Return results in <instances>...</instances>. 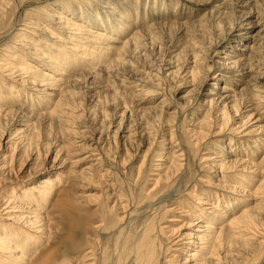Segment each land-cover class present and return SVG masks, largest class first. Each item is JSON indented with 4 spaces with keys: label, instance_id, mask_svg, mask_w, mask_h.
I'll list each match as a JSON object with an SVG mask.
<instances>
[{
    "label": "rangeland",
    "instance_id": "374dc122",
    "mask_svg": "<svg viewBox=\"0 0 264 264\" xmlns=\"http://www.w3.org/2000/svg\"><path fill=\"white\" fill-rule=\"evenodd\" d=\"M58 12L75 34L52 17ZM62 35L77 52L62 47L67 58L94 46L99 54L67 69L60 96L32 84L30 72L38 65V73L59 76L35 53L55 55ZM1 65V103L12 104L0 112V148L10 141L17 149L0 176L18 195L44 178L54 183L51 239L40 241L31 264H117L126 237L151 217L163 228L152 231L158 264H201L213 246L197 253L200 243L187 237L199 228L188 227L196 222L195 192L227 205L221 218H208L221 240L214 264H264V0H0ZM239 158L255 169H222ZM166 172L171 182L156 184ZM119 198L131 212L121 223ZM246 209L255 210L256 231L246 230ZM102 218L110 224L95 233ZM91 245L96 254L87 262Z\"/></svg>",
    "mask_w": 264,
    "mask_h": 264
},
{
    "label": "bare ground",
    "instance_id": "6f19581e",
    "mask_svg": "<svg viewBox=\"0 0 264 264\" xmlns=\"http://www.w3.org/2000/svg\"><path fill=\"white\" fill-rule=\"evenodd\" d=\"M58 14H59V17L57 14L53 15L52 17L57 16V18L60 20V24H63L61 26H63L65 29H68L69 31L72 30V28L70 29V26L67 25L68 22L65 20V16L61 15L62 14L61 12H58ZM120 17H121V19L125 18V16L123 14H120ZM97 19H98V16L96 15L95 20H97ZM64 21H66L67 23ZM105 23H106V21L104 20V22H102L101 24H105ZM120 23H121V21H118V24H120ZM59 29H61V28H59ZM49 32H50L49 35L54 36L53 34H51L52 33L51 30ZM70 34H75V30H72L71 32L68 33L69 36H70ZM101 36H97V37L95 36L96 37L95 39L99 40L100 38H103ZM59 39L61 41H63L64 44L60 43L58 45L59 46L58 51L55 55H48L47 56V52H45L44 50H41V51H38V53H35V55L37 54L36 56L38 58H40V60H41L40 62L45 61L44 63L47 64L46 66L48 67V65H49L51 67V70H57L59 76L53 77L48 72L47 73L44 72V73L40 74V73H38V71H40L39 70L40 68L37 65V66H33V67H35V70L30 72V78L33 79L31 82L32 84H34V85L35 84H38V85L41 84V86H44V87L51 86L52 88H55L56 90H58V92L60 91V93H61L60 96H62L63 95L62 92L64 89L62 87V85L67 80V79H64L63 76L66 75L67 69L70 70L78 62H80V60H83L84 58H86V54H92V53L98 51L97 50L98 48L96 49V47L94 46V48L92 47L93 48V50H92V48L90 47L91 53L88 52L89 50L83 49L79 58L78 57L77 58H74V57L69 58L70 56L67 58L66 53H68V52H67V50H63L62 47L67 48L70 51L73 50L74 48L72 47V45L67 46L65 44V43L70 44L69 38L67 39L65 36L62 35V36H60ZM85 45H87V44H84L83 47H85ZM26 46H28V49H29V44ZM35 47H32V48L34 49ZM34 52H37V51H34ZM74 52H76V49H74V51L72 53H74ZM98 54H99V52L96 55H98ZM92 57H93V55H92ZM21 58H22L21 64L25 65V67L27 66V68L29 69L30 68L29 63H28V65L25 64L27 62V60L23 57H21ZM64 58H66V59H64ZM72 60H74V61L72 62ZM90 63L92 64V62H90ZM90 63L87 65L89 66ZM3 67L4 66L1 65L0 69H2ZM73 69H75V67ZM11 70L12 69H8L9 72H11ZM18 70H24V69L21 67V69H18ZM77 70H78V68H77ZM2 71H3V69H2ZM11 74H13V73H11ZM28 81H29V79H28ZM21 82L26 84V80L24 78ZM0 85H3V84L0 83ZM2 88H4V87H2ZM42 90H44V92H45L47 89L43 88ZM24 92H25V90H24ZM45 95L46 96H50V95L52 96L53 94L46 92ZM0 98H1V96H0ZM29 98L32 99L33 97H29ZM33 100L34 99H32V101ZM1 101L2 100L0 99V112L1 113L9 112L10 109L5 108V107H6V105L12 104L11 99L8 98L3 103H1ZM29 112H30V110H29ZM262 141L264 142V138ZM9 144L10 145H8V142L5 144V148H6L5 152H3L2 149L0 148V154H1L0 159L2 158V161H0V172L2 169H4L5 166L8 167V166H10V164H12V158H13L14 154H16L15 152H16L17 147L15 146V144L12 146L10 141H9ZM263 146H264V144H263ZM245 161L246 160H244L243 158H239V160L235 161L234 163L232 162L231 164H229L228 162H225L224 165H222V169H224V167L226 169H231L233 167H237L236 165H238L240 162L242 163ZM241 163L239 164V166H243V165H241ZM1 164H3V165H1ZM253 166H254V163H253V161L250 160L249 162H247L246 165L243 166V169H244V171H245V169L247 171H250V170H252V168H254ZM238 168H240V167H238ZM244 171L242 170V172H244ZM253 172H248V174L249 173L251 174ZM247 178L250 179L249 182H253L255 177L253 175H248ZM166 181L171 182V175L169 174V172H166L165 176L163 178H161V180H158V182L156 184H158L160 182L165 183ZM244 183L247 185L249 184V183H247V181H244ZM12 185H13L12 182H10L9 180L3 179L2 176H0V193H4V195L0 194V219L5 217L9 221V223L4 224L5 229H2V230L0 229V264H31V262L33 263L35 258L38 255V250H39L38 244L40 243V241H43V239L50 241V239H51L52 228H51V223H49L46 220L47 215H48L46 210H47L48 200L51 199V195H52V189L51 188L53 187L54 183L51 180L46 181V178H44L43 182H41V184H39V185L38 184H29L28 187L18 188L19 189L18 192L20 193V195H18L17 193L14 192V190L16 189L15 188L16 186L15 185L12 186ZM232 188L234 189L235 187L233 186V187H231V189ZM194 189H195V187H194ZM245 190H246V188H244V187L242 189H239L240 192H245ZM5 194L7 196H5ZM209 196H211V195H209ZM191 197H192L191 199H193V198L195 199L194 202L199 203V205H196V209H195L196 211L197 210L199 211V214H197L196 211L193 214H191L190 218L196 222H194V224L193 223L189 224L188 227L198 226L199 228L196 229V231H197L196 235H193L190 232L187 234L188 235L187 237H188V239L196 238V241L191 242L192 246L196 245V242L200 243L198 246L199 250L197 251V253H199V251L206 250V249H204L205 245L209 244V246L211 245V248L213 246L212 250H208V254H207V252L206 253L204 252V254L203 253L200 254V256L203 257L202 259L200 258V260L204 264H209L212 262L214 264L215 263L214 248H216L217 246H220L221 240L217 236V231L215 229L216 227L213 224V222H215V220H212V219L210 220L208 218H213V217L221 218V216L224 215V210L226 209L225 207L227 205L224 208H219L221 205H216V203H214V202L210 203V200H207L205 198L200 197V194L198 192L192 193ZM152 198H153V196H152ZM156 198H157V195H156ZM217 202H219V200ZM124 203L125 202L124 201L122 202L121 198H119L116 202L117 208L118 207L122 208L123 209L122 212H123V214H125V215H122L121 217L118 218L120 223L122 220H124L126 213L129 212V209H128L129 206L127 205V203H125V204ZM139 203H141V202L139 201ZM187 203H189V202H187ZM26 204H30V206H26ZM141 204H143V203H141ZM204 205H212V208H214L215 210L213 212L211 211V212L207 213L205 211V210H207V208H205ZM217 208H218V210L220 209L219 211L221 213L217 214L215 212ZM263 209H264V207H263ZM103 210H105V209H103ZM201 210H202V213H201ZM168 211H171V210L168 209ZM107 212L110 213V210H107ZM129 213H131V212H129ZM253 213H255V210L252 212L251 210L246 209L243 212V215L241 216L246 221L245 222L242 219L246 223L245 227H246V230H248V231L249 230L250 231L251 230L256 231L257 229H255V227H257V228L259 227L257 225V219L255 216H253ZM44 214H45V217H44ZM200 214H202V215H200ZM103 216H104V218H106L105 214L102 212V217ZM110 217H112V216H110ZM104 218H102V220H100V222L97 221L96 226L93 227V230L95 233L100 231L103 228V226L106 227L108 221H105V220H108V218L107 219H104ZM115 219H117V218H115ZM149 220H150L149 222L147 221L146 223H144V226H143V228L139 234L134 236L135 234H134V232H132L131 234H134V235H129V236L127 235L128 237H126L125 242H123L124 244L121 247L122 252L119 256L117 264H125L124 263L125 259L127 260L129 258L128 257V255L130 254V253H128L129 251L132 254V257H130L131 264H158L159 263V258H158L159 256L158 255L161 251L158 248L157 237H154V235H152V231L157 233V232H159V229L162 230L163 228H161V224L159 223V221H157L156 217H151V219H149ZM104 221L107 223L103 224ZM115 222H114V220L111 222L112 224L115 223L112 225V226L115 225L114 227H116V224H117V221H115ZM109 224L110 223H108V225ZM118 225H119V223H118ZM141 226H142V224H141ZM137 228L135 227V230ZM223 228H224V225H223ZM223 228L220 229V232L223 230ZM85 229L89 230L90 227H86ZM111 230H113V228ZM130 231H132V230H130ZM22 234H24L22 237L24 242L21 241L20 239H18ZM96 240H98V239H96ZM95 250L96 249L92 245L85 248V251L83 252L84 253L83 257L87 262L91 261L92 258H94L95 254H96ZM125 250H126V252H125ZM197 256H198V254L193 255V258H198ZM59 264H67V259L66 258L62 259ZM87 264H92V263H87ZM199 264H200V262H199Z\"/></svg>",
    "mask_w": 264,
    "mask_h": 264
}]
</instances>
